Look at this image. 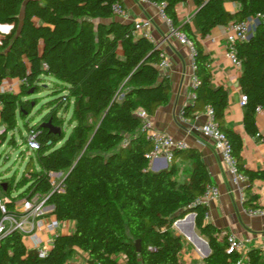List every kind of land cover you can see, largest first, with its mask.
Here are the masks:
<instances>
[{
    "label": "trees",
    "instance_id": "1",
    "mask_svg": "<svg viewBox=\"0 0 264 264\" xmlns=\"http://www.w3.org/2000/svg\"><path fill=\"white\" fill-rule=\"evenodd\" d=\"M149 1L163 6L174 29L195 49V99L182 110L184 117L208 106L213 109L238 170L248 179L244 205L259 208L251 190L255 181L264 182V170L244 168L242 137L226 127L228 94L211 87V60L202 40L217 27L260 16L248 40L236 42L234 48L242 65L239 85L247 97L244 129L264 143L255 117L257 108L264 109V0H192L196 33L177 17V5L188 0ZM117 2L122 4V0H0V25L11 27L0 36V88L6 80L20 82L17 93L0 90L4 127L0 139L6 142L20 120L27 131H37L38 143L20 176L0 180L6 215L20 219L16 203L40 198L51 208L49 215L75 223L71 234L56 237L44 258L26 248L22 231H8L0 236V264H68L77 250L86 254L84 264H119V256L126 258L124 264H184L180 260L184 241L173 225L189 214L195 215L197 232L210 250L204 264H237L241 256L227 253L219 239L222 230L207 223L208 209L199 202L206 187L214 185L200 154L187 149L173 153V158L180 153L191 161L184 181L176 179L173 163L159 172L150 170L152 146L143 140L137 111L152 117L167 105L170 82L159 70L156 45L134 38L133 24L113 14ZM226 3L239 8L231 14ZM39 105L44 115L33 124L31 114ZM65 115L69 133L61 128ZM49 121L60 129L58 133L43 127ZM8 144L16 146L14 137ZM52 174H63L64 193L54 191ZM4 216L0 209V222ZM246 257V264H264V251L250 249Z\"/></svg>",
    "mask_w": 264,
    "mask_h": 264
},
{
    "label": "crops",
    "instance_id": "2",
    "mask_svg": "<svg viewBox=\"0 0 264 264\" xmlns=\"http://www.w3.org/2000/svg\"><path fill=\"white\" fill-rule=\"evenodd\" d=\"M122 4L126 12L125 17H116L121 22L134 24L139 20H152V42L159 48L160 53L165 56L168 62V67L160 70V72L169 78V101L167 105L159 108L154 116L148 117V123L153 129L164 132L177 140H183L188 146L187 150L200 154L211 181L220 192L219 198L207 206V223L219 230L232 232L244 240L246 253L250 249L264 251V216L249 215L248 211L254 208L245 206L244 203L240 202L238 193L232 185L230 173L221 163L212 144L198 131L207 121L205 110L196 112L193 117L181 118L182 110L193 104L194 72L191 66L192 57L189 47L171 34L166 22L159 16L155 7L143 3L141 0H122ZM238 8L237 4H225L226 11L231 14H234ZM176 11L178 20L181 23L189 24L196 33L193 23L196 6L193 1L188 0L186 3L178 4ZM0 27L6 28V30H0V36L9 31V26L0 25ZM226 33V27H217L213 29L210 36L202 40L205 53L209 55L211 60V87L215 90L223 88L227 91L226 127L242 137L244 168L253 172L262 171L264 170V143L257 136L252 137L245 132L243 125L244 107L240 106L243 93L239 80L242 69L239 70L233 66L226 57ZM6 85L10 86V90H6ZM19 85L18 80H6L0 90L3 93L14 94L18 92ZM255 117L259 134L264 135V109L261 113H256ZM143 140H147L146 133H144ZM171 163L178 170L176 179L184 181L191 171L192 164L191 161L185 160L180 153L175 154L170 163L164 159L157 160L152 166L150 165V170L159 172L161 169H167ZM251 192L257 195L259 208L264 207V182L255 181L252 184ZM21 202L16 203L15 209H19ZM47 208L50 207L47 206ZM20 219L26 221L23 242L27 249H33V238L41 249H50L57 236L69 235L75 229L74 222L66 221L60 222L59 229L55 232H49L46 225L55 219L49 213L29 219L22 215ZM173 228L184 241L180 260L184 264H204L205 256L209 255L210 252L207 251L205 244L200 241L199 237L203 242L205 239L197 236L199 234L195 227V217L192 218L187 215L182 221H176ZM201 245L206 248L205 254H200L201 249L198 247ZM86 259V254L77 250L68 264H84ZM118 259L119 264L126 262V258L123 256H119Z\"/></svg>",
    "mask_w": 264,
    "mask_h": 264
},
{
    "label": "built area",
    "instance_id": "3",
    "mask_svg": "<svg viewBox=\"0 0 264 264\" xmlns=\"http://www.w3.org/2000/svg\"><path fill=\"white\" fill-rule=\"evenodd\" d=\"M143 3L150 4L158 10L159 16L166 22L169 31L173 36L180 40L183 44H186L191 52L192 57V70L193 72L196 69L194 63V54L195 49L191 41L187 37L179 32H177L173 27V22L168 19L163 11V6L157 3L150 2L149 0H141ZM112 12L117 18L125 17L124 6L117 2L112 5ZM260 16H254L248 21L240 24H231L227 27L226 39V57L230 62L238 68L242 69L241 62L238 59L237 52L234 48L236 42L247 41L251 35L254 26L257 24ZM153 24L151 19H144L134 22L132 29V36L134 38L142 37L146 38L152 42V30ZM157 47V46H156ZM157 49H159L157 47ZM161 62L159 63V70H163L168 67V62L165 56L160 53ZM197 85V77L193 76V90ZM195 99V93L193 94V100ZM247 103V97L242 95L240 100V106L244 107ZM262 108L259 107L256 109V113H261ZM1 111V103H0ZM205 113L207 116V121L198 131L207 139L213 146L214 151L221 160L223 166H225L230 173L232 185L235 187L236 192L238 193L239 200L241 203H244L246 199V188L248 185V179L242 175L237 167L235 158L233 157L231 151V145L226 138V136L221 132L218 122L215 119L214 111L211 107H206ZM181 118L184 117L183 112H181ZM137 116L143 121V133H146L147 141L151 143L152 149L148 154L149 165H153L157 160L164 159L167 162H171L173 159V153L175 151H184L188 148L186 142L183 140H177L170 135L153 129L148 123V116L143 110L137 111ZM4 133V127L0 121V136ZM37 131L31 129L27 132L26 135V150L30 154L31 152L38 149V143L36 141ZM63 178V174H52L51 181L54 186V191L59 193H64L63 188L60 187V182ZM220 196V192L217 187L214 185H208L205 189L204 194L200 198L199 202L208 206L210 202L217 200ZM0 209L5 216L0 222V236L6 234L10 230H20L23 233L25 232V223L23 219H18L13 215H6L7 210L5 206V200L0 197ZM51 208H47L45 201L40 198H34L33 200H23L20 204L19 209L16 211L24 216V218H35L40 217L44 214L49 213ZM250 216H264V207L250 209L248 211ZM208 216V214H207ZM206 216V219H207ZM60 222L55 218L46 225V229L49 232H55L59 229ZM219 239L223 240L226 245V251L228 254H238L241 256V259L237 264H246L248 259L246 257V242L241 240L236 234L229 231H222L219 234ZM33 249L38 251L39 257L44 258L48 253V248H40L37 241L33 238Z\"/></svg>",
    "mask_w": 264,
    "mask_h": 264
},
{
    "label": "rangeland",
    "instance_id": "4",
    "mask_svg": "<svg viewBox=\"0 0 264 264\" xmlns=\"http://www.w3.org/2000/svg\"><path fill=\"white\" fill-rule=\"evenodd\" d=\"M3 30H6V28H3ZM44 86L47 87V85H44ZM5 88L6 90H10L9 85H6ZM41 96L44 97L47 95L43 93ZM41 106L42 105H39L37 108H35V110L31 114V117L33 118V124L40 121L42 119V116L44 115V112L42 111ZM18 126L19 127L17 131H15L14 133H9L7 135L6 142L0 139V180H2L1 178L3 177H6V178L11 177L15 173H18L20 176L28 161L29 153L27 152L26 144L23 141V138L26 137L28 131L27 129L24 128L23 123L20 120L18 121ZM61 128L67 131V133L70 132L71 126L68 123V115H65ZM12 137H14V140L16 142L15 147L10 146L8 144V141ZM23 152L25 154L24 157H22ZM197 236L199 237V235ZM199 239L204 244V242L202 241L200 237ZM198 244H201V243H198ZM198 248L201 249L202 253L199 251L200 254H205L207 252L204 245H201Z\"/></svg>",
    "mask_w": 264,
    "mask_h": 264
},
{
    "label": "water",
    "instance_id": "5",
    "mask_svg": "<svg viewBox=\"0 0 264 264\" xmlns=\"http://www.w3.org/2000/svg\"><path fill=\"white\" fill-rule=\"evenodd\" d=\"M4 26H5V25H4ZM10 29H11V27H9V30H10ZM43 127L46 128V129H48V130H50L51 133H58V132L60 131V129L54 127L50 121L47 122V123H45V124L43 125ZM162 170H163V169H161V170H159V171H162ZM157 172H158V171H157ZM189 216L192 217V218L195 217L194 214H189ZM182 220H183V219H179L178 221H182ZM204 244H205V246H206V248H207V251L210 252L209 247H208L206 241H204ZM135 247H136L137 252L139 253V252L141 251V247H140V242H139V241L136 243ZM207 256H208V254L205 256V258H206Z\"/></svg>",
    "mask_w": 264,
    "mask_h": 264
}]
</instances>
